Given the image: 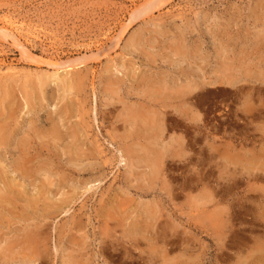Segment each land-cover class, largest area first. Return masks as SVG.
<instances>
[{
    "label": "rangeland",
    "instance_id": "1",
    "mask_svg": "<svg viewBox=\"0 0 264 264\" xmlns=\"http://www.w3.org/2000/svg\"><path fill=\"white\" fill-rule=\"evenodd\" d=\"M4 16L0 264H264V0Z\"/></svg>",
    "mask_w": 264,
    "mask_h": 264
},
{
    "label": "bare ground",
    "instance_id": "2",
    "mask_svg": "<svg viewBox=\"0 0 264 264\" xmlns=\"http://www.w3.org/2000/svg\"><path fill=\"white\" fill-rule=\"evenodd\" d=\"M154 3V2H153ZM152 3V4H153ZM151 8H148L146 9L145 7L144 8H141V9H137L135 10L133 13H132V16H131V21H135L136 19H138L140 16H143L144 14H146ZM10 16V15H9ZM9 16H4L2 19H1V24H2V27L1 28V32L3 33V35L5 37H10V38H13L14 40L18 41L20 43V45L22 46V48L25 47V43L23 42V35L21 33V25H18L12 18H10ZM26 27V26H25ZM25 31V30H24ZM5 39V38H4ZM15 41V42H16ZM19 47V46H18ZM28 50V49H25V51ZM78 58V57H77ZM55 62L54 63H51L53 64L54 68L57 69L58 71V74H59V70H64V71H69L73 68V64H74V60H69V61H57V60H54ZM73 61V62H72ZM79 61V60H78ZM84 62V61H83ZM76 65V64H75ZM52 67V66H51ZM67 73V72H66ZM56 74V72H55ZM54 74V75H55ZM57 75V74H56ZM55 77V76H54ZM58 78V77H57ZM65 79V78H64ZM191 89H193L191 87ZM149 125V124H147ZM154 125V124H153ZM152 130V129H151ZM150 131V130H149ZM2 138V137H1ZM3 140V139H2ZM123 153V152H122ZM124 156V155H123ZM123 156L121 155V161H123ZM154 158V157H153ZM144 161L147 163L148 160L146 157H144ZM156 162V165L155 167L158 165V161L154 160L153 163L151 165H154ZM262 169V168H261ZM154 170V169H153Z\"/></svg>",
    "mask_w": 264,
    "mask_h": 264
},
{
    "label": "crops",
    "instance_id": "3",
    "mask_svg": "<svg viewBox=\"0 0 264 264\" xmlns=\"http://www.w3.org/2000/svg\"><path fill=\"white\" fill-rule=\"evenodd\" d=\"M188 92H189V93H187L186 95L189 96V98H192V95H193V94H192V93H193V89L188 90ZM153 122H154V121L151 120V123H150V124H151V125L154 124ZM152 127H153V125H152Z\"/></svg>",
    "mask_w": 264,
    "mask_h": 264
}]
</instances>
